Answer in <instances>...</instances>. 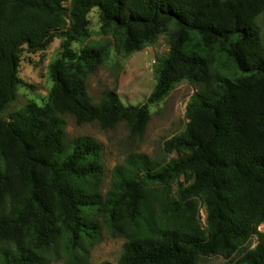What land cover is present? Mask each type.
Here are the masks:
<instances>
[{"label": "trees", "instance_id": "16d2710c", "mask_svg": "<svg viewBox=\"0 0 264 264\" xmlns=\"http://www.w3.org/2000/svg\"><path fill=\"white\" fill-rule=\"evenodd\" d=\"M94 8L119 53L167 36L147 103L125 105L112 90L95 103L89 94L87 80L109 48L78 54L72 46L87 35ZM263 12L264 0H0V114L20 83L23 47L66 38L51 66L50 101L0 116V264H49L61 244L82 251L67 264H93L83 241L100 240L102 227L127 239L115 264H200L202 256L235 253L231 264H264V42L256 22ZM183 81L196 89L189 121L165 142L181 156L163 164L132 154L103 196L100 146L88 137L68 141L64 115L105 129L125 122L141 135L148 104ZM182 176L192 182H178L171 197Z\"/></svg>", "mask_w": 264, "mask_h": 264}, {"label": "rangeland", "instance_id": "374dc122", "mask_svg": "<svg viewBox=\"0 0 264 264\" xmlns=\"http://www.w3.org/2000/svg\"><path fill=\"white\" fill-rule=\"evenodd\" d=\"M88 19L87 35L75 41L73 49L80 54L88 47L106 45L109 48V55L105 62L87 80L88 91L94 102L98 103L106 91L112 90L118 94L125 105L147 103L157 82L156 60L169 50L167 36L160 35L154 44L126 55L116 51L111 36L104 35L98 8H94L89 13ZM256 22L261 27L264 42V12L257 17ZM65 39L59 34L42 50H33L27 45L23 47L18 66L20 83L15 87L14 99L0 114L4 120L30 102L45 106L50 101L54 85L51 66L62 56ZM195 92L196 89L190 83L183 81L178 83L162 101L149 103L150 119L141 135L132 133L125 122L105 129L97 121L79 125L73 115H64L65 134L68 141L88 137L100 146L104 177L99 189L103 196L113 185L114 168L124 164L132 154H146L151 160L163 164L181 156V153L177 151H167L165 142L186 129L189 121L187 104ZM178 182L190 184L192 181H187L185 176L175 180L170 188L171 197L176 194ZM199 207V219L202 227L206 228V209L202 203ZM98 221L102 224L103 217L99 216ZM259 230L264 231V224L259 227ZM126 240L125 237L113 235L102 227L100 240L94 243L84 240L83 246L88 250L93 264L106 261L115 264L122 254ZM256 244V237L247 243L249 248H254ZM81 253L80 250L70 252L61 244L56 247V250L49 252L47 257L49 264H67L73 255H81ZM235 257L236 253L231 257L222 254L202 256L200 264H231Z\"/></svg>", "mask_w": 264, "mask_h": 264}]
</instances>
